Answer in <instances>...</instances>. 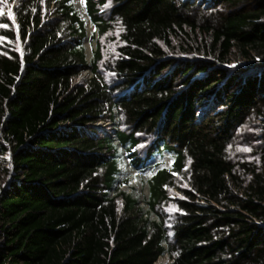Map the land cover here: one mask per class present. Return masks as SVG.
<instances>
[{"label":"trees","instance_id":"trees-1","mask_svg":"<svg viewBox=\"0 0 264 264\" xmlns=\"http://www.w3.org/2000/svg\"><path fill=\"white\" fill-rule=\"evenodd\" d=\"M48 1L51 20L41 0L22 2L4 31L22 50L0 48V155H11L0 264H153L164 253L170 264H264V0H113L124 44L111 83L99 71L105 1L87 0L90 60L73 0ZM180 35L195 46L182 51L203 57L167 53ZM236 55L248 62L229 66ZM249 122L260 164L236 165L228 147ZM122 147L141 171L162 149L174 154L147 180L146 212L132 195L110 196ZM187 161L169 227L159 208Z\"/></svg>","mask_w":264,"mask_h":264},{"label":"rangeland","instance_id":"rangeland-1","mask_svg":"<svg viewBox=\"0 0 264 264\" xmlns=\"http://www.w3.org/2000/svg\"><path fill=\"white\" fill-rule=\"evenodd\" d=\"M105 4L103 5V10L104 14L106 15L108 21L110 22V27L109 30L101 35L98 38V42L100 45V52L102 54V59L100 60L99 63V71L101 76L104 78L105 82L111 83V81L114 79V74L112 72V67L115 64V61L119 57V52L118 48L124 44L122 40V33L124 31L123 25L121 21H119L116 17L110 16V9L112 7V2L113 0H104ZM183 1H189V0H183ZM22 2H26V0H5V2L0 5V24H5V19L11 20L14 25L9 26L7 28H0V48H10L15 51L22 50V40L20 38L18 39H11L7 38L5 36V32L11 33L13 29H15V16H14V11L21 6ZM74 2V8L75 10L80 14L82 19H85V25L87 28V33H91L94 31V28L92 26V22H89V18L86 16L85 11L83 10L82 7L79 6L78 0H73ZM43 3H45V18L47 20L53 19L51 17L50 11H49V6H50V1L48 0H43ZM11 11L12 13V18L8 16V12ZM7 25V24H5ZM187 32H190V34H186L185 36L187 39H195V34H192L189 29H187ZM8 35V34H7ZM10 35V34H9ZM186 40L184 36H179L171 39L170 45L168 47H164L167 53L171 55H179V56H190V57H201L202 55L196 52L193 53H187L182 51V49H188L191 48L193 49L194 47L187 46L185 44ZM85 47V53H86V58L87 60H90L92 57V52L91 50L95 49V42L91 45L92 49L89 51L87 47V41L84 39L83 43ZM167 46V45H166ZM197 50V48H195ZM203 57V56H202ZM248 61L240 58L238 55L231 57L230 62L228 63L229 66L235 67L239 65H244ZM91 76V71L86 70L82 76L77 79V82L84 81L87 78ZM96 126L99 129L104 130L107 134L112 135V131L110 130L111 127H113L112 122L110 121H105L101 120L99 121ZM260 133L258 124L255 125L254 122H249L243 125L238 131L237 134L235 135V138L231 145L228 147V157L229 159L236 165H240L241 163L244 162H251L254 164H260V155L257 153V146L259 145L260 141H257V135ZM146 139H142V141L139 143L138 146L136 147V152H143L145 150V142ZM114 142L118 145L117 140H114ZM122 149V148H121ZM245 149H249L246 151ZM134 152L131 151L130 154H125L122 158V161L120 163V175L118 178V182L115 184L114 190H111L110 196H115L118 192H124L125 194L132 195L134 198L137 199L138 204L141 206L142 211L146 212L149 210L147 206V198H148V185H147V179L149 175L147 173L149 172L148 170H145L144 172H137V170L131 165L129 162V157H133ZM156 160V158H155ZM164 160H169L167 157L164 158ZM10 161H11V155L10 152H7L3 155H0V192L1 188L4 185L3 181V170L2 168H9L10 167ZM188 164L189 162L187 161L186 166L184 167V173L183 174H175V183L174 187L169 189L170 193V200L167 201L166 203L162 204L161 207L159 208V212L164 216L166 223L169 227H171V224H173V220L175 217V214L178 212V208L175 205L174 201L172 200L176 196H180L178 188L182 187H187L188 186ZM240 168L239 166H237ZM264 170V167H263ZM116 193V194H115ZM119 208L123 206V202L121 198H118L117 200ZM151 218H157L156 214L153 213ZM170 236L172 237V232H170ZM168 257V260L166 264L171 263V258L168 253H164V255H160L157 260L160 257ZM156 260V261H157ZM155 261V262H156ZM155 262L153 264H155Z\"/></svg>","mask_w":264,"mask_h":264},{"label":"snow or ice","instance_id":"snow-or-ice-1","mask_svg":"<svg viewBox=\"0 0 264 264\" xmlns=\"http://www.w3.org/2000/svg\"><path fill=\"white\" fill-rule=\"evenodd\" d=\"M5 2V0H0V5H2L3 3ZM41 3H43V0H41ZM0 11H2V9H0ZM8 16L10 17V18H12V13H11V11H9L8 12ZM8 27V25H5V24H0V28H7ZM138 147H140V146H138ZM246 151H248L249 149H245ZM148 175H151V173H147Z\"/></svg>","mask_w":264,"mask_h":264},{"label":"bare ground","instance_id":"bare-ground-1","mask_svg":"<svg viewBox=\"0 0 264 264\" xmlns=\"http://www.w3.org/2000/svg\"><path fill=\"white\" fill-rule=\"evenodd\" d=\"M167 260H168V257L162 256L155 262V264H166Z\"/></svg>","mask_w":264,"mask_h":264},{"label":"water","instance_id":"water-1","mask_svg":"<svg viewBox=\"0 0 264 264\" xmlns=\"http://www.w3.org/2000/svg\"><path fill=\"white\" fill-rule=\"evenodd\" d=\"M172 262V261H171Z\"/></svg>","mask_w":264,"mask_h":264}]
</instances>
